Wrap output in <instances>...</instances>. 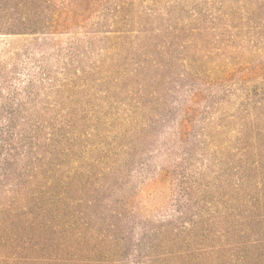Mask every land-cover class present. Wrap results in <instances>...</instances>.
<instances>
[{
  "label": "rangeland",
  "instance_id": "obj_1",
  "mask_svg": "<svg viewBox=\"0 0 264 264\" xmlns=\"http://www.w3.org/2000/svg\"><path fill=\"white\" fill-rule=\"evenodd\" d=\"M0 211L1 253L264 264V0H0Z\"/></svg>",
  "mask_w": 264,
  "mask_h": 264
},
{
  "label": "trees",
  "instance_id": "obj_2",
  "mask_svg": "<svg viewBox=\"0 0 264 264\" xmlns=\"http://www.w3.org/2000/svg\"><path fill=\"white\" fill-rule=\"evenodd\" d=\"M1 208L14 210L10 203ZM18 220L20 217L16 214L10 218L11 222ZM27 225L32 226L34 223L29 221ZM7 229L9 230L6 237L7 250L6 253L0 252V264H74L66 251L68 239L59 241L60 239L53 235L55 229L53 225H44L42 233L31 230L26 235H22L13 224Z\"/></svg>",
  "mask_w": 264,
  "mask_h": 264
}]
</instances>
